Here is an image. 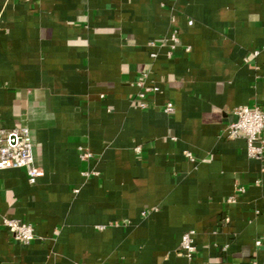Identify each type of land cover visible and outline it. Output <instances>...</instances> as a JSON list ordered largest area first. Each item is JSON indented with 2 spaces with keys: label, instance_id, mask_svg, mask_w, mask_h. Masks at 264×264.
Segmentation results:
<instances>
[{
  "label": "crops",
  "instance_id": "0c3cea01",
  "mask_svg": "<svg viewBox=\"0 0 264 264\" xmlns=\"http://www.w3.org/2000/svg\"><path fill=\"white\" fill-rule=\"evenodd\" d=\"M263 46L264 0H0V130L44 171H0V264H264V162L224 137L264 109Z\"/></svg>",
  "mask_w": 264,
  "mask_h": 264
},
{
  "label": "built area",
  "instance_id": "2783aa9c",
  "mask_svg": "<svg viewBox=\"0 0 264 264\" xmlns=\"http://www.w3.org/2000/svg\"><path fill=\"white\" fill-rule=\"evenodd\" d=\"M17 1L24 2L27 0ZM166 44H170L169 55L171 56L180 44L179 35L175 32L169 38L164 39L163 45L167 46ZM187 51H190V49L188 48ZM258 54L259 52L254 53L255 56ZM137 84L141 88L138 94L137 106L145 109L148 107L146 102L148 95L158 92L159 89L145 86L142 79ZM165 112L173 114L175 112L173 104H168ZM235 115L236 120L227 126L224 137L230 141L245 140L248 156L251 159L264 162V109L243 106L236 110ZM186 155L191 162H195L192 154L186 153ZM91 157L92 155L88 152L81 155L83 160H88ZM12 169L25 170L31 185L37 184L39 179L44 176L43 169L36 162L35 142L28 128L18 127L10 131L0 130V171ZM233 201L234 199L229 200V202ZM4 224L15 241L21 244L30 245L37 239L35 230L30 224L16 219H6ZM195 234V231H188L183 235L180 244L182 254L189 261H194L198 252L195 244ZM256 246L261 247L262 241H257Z\"/></svg>",
  "mask_w": 264,
  "mask_h": 264
}]
</instances>
